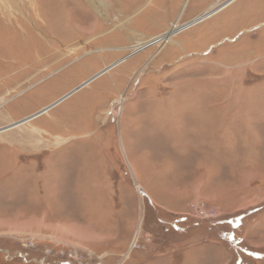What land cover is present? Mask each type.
Here are the masks:
<instances>
[{
  "label": "rangeland",
  "instance_id": "obj_1",
  "mask_svg": "<svg viewBox=\"0 0 264 264\" xmlns=\"http://www.w3.org/2000/svg\"><path fill=\"white\" fill-rule=\"evenodd\" d=\"M3 10L0 264H264V0Z\"/></svg>",
  "mask_w": 264,
  "mask_h": 264
},
{
  "label": "crops",
  "instance_id": "obj_2",
  "mask_svg": "<svg viewBox=\"0 0 264 264\" xmlns=\"http://www.w3.org/2000/svg\"><path fill=\"white\" fill-rule=\"evenodd\" d=\"M39 112V111H38ZM220 113H223L224 114V112L223 111H219ZM215 118H217V116H214ZM28 118V117H27ZM24 119H26V118H24ZM23 120V119H22ZM21 121V120H20ZM217 121V120H216ZM18 122V121H17ZM26 123H28V122H26ZM215 123H217V122H215ZM216 126V125H215ZM211 128V127H210ZM215 128V130L216 131H218V128H219V126H216V127H213V129ZM27 131L26 132H24V134L21 136V137H19V139H18V142L20 141L21 142V144L23 145V148H25L26 146H31L30 144H31V142H32V144L33 143H39V139L34 135L35 134V132H37V131H39V130H28V129H26ZM209 132L211 133V129L209 130ZM27 136V137H26ZM16 138V137H15ZM32 139V140H31ZM58 139V140H57ZM42 140H44V139H41V141ZM53 140V141H52ZM13 141H15V139L14 140H12V142ZM53 143L54 145H57L58 146V144H60L61 142H62V138H60V137H55V138H53V139H49L48 141L47 140H44V141H42V144H40V146H42V147H45V146H49L50 147V145H49V143ZM25 146V147H24ZM58 147H60V146H58ZM162 256V255H161Z\"/></svg>",
  "mask_w": 264,
  "mask_h": 264
},
{
  "label": "bare ground",
  "instance_id": "obj_3",
  "mask_svg": "<svg viewBox=\"0 0 264 264\" xmlns=\"http://www.w3.org/2000/svg\"><path fill=\"white\" fill-rule=\"evenodd\" d=\"M1 13H3V14H1V16L2 17H0L3 21H5V22H8V21H10V20H14V19H16V18H14V19H11L10 18V16H9V14H6V11L5 10H3V11H1ZM207 17H209V15L208 16H204L203 18H202V20H204V19H206ZM23 19V18H22ZM95 20V19H94ZM15 21V20H14ZM201 21V20H200ZM74 23V22H73ZM73 27L75 28V30L76 31H78V32H80L81 33V30L75 25V24H73ZM84 29V28H83ZM171 35H172V33H171ZM171 35L169 36V38H167V39H165L164 40V43L166 42H170L171 41ZM37 36H39L38 34H37ZM40 37V36H39ZM40 39V38H39ZM162 42V41H161ZM105 70V69H104ZM46 108V107H45ZM41 111V110H40ZM48 111V110H47ZM45 113V112H44ZM36 114H38V112L37 113H35L34 115H32V119H34V118H36L37 116H39V115H37L36 116ZM43 114V113H42ZM41 115V114H40ZM31 117V116H30ZM29 118V117H28ZM27 119V118H26ZM25 119H23V120H21V121H18V122H16L14 125H12L11 127H14V126H17V125H20V124H23V123H26V122H28V121H30V120H28V121H24ZM8 129V128H7ZM27 137V136H26ZM32 140V139H31Z\"/></svg>",
  "mask_w": 264,
  "mask_h": 264
},
{
  "label": "water",
  "instance_id": "obj_4",
  "mask_svg": "<svg viewBox=\"0 0 264 264\" xmlns=\"http://www.w3.org/2000/svg\"><path fill=\"white\" fill-rule=\"evenodd\" d=\"M199 21H200V20H196L195 22H193V24L198 23ZM114 66H115V65L113 64V65L109 66L108 68H106L105 70L99 72V73L96 74L94 77H92L91 79H89L88 81H86L85 83H83L82 85H80L78 88H76L74 91L78 90L80 87H83V86L86 85L88 82L92 81L93 79L97 78L98 76L104 74L107 70L113 68ZM74 91L70 92L69 94H67L66 96H64L62 99H60L59 101H57V102L51 104L50 106H47L46 108L42 109L41 111L38 112V114H36V116H37V115H40V114H42V113H44V112H46L47 110H49L50 108H52L53 106H55L57 103H59L61 100H63L64 98H66L68 95H70V94L73 93ZM31 119H32V116L29 117V118H27V119H25L24 121H28V120H31Z\"/></svg>",
  "mask_w": 264,
  "mask_h": 264
},
{
  "label": "built area",
  "instance_id": "obj_5",
  "mask_svg": "<svg viewBox=\"0 0 264 264\" xmlns=\"http://www.w3.org/2000/svg\"><path fill=\"white\" fill-rule=\"evenodd\" d=\"M133 52H134V51H133ZM131 54H132V53H131ZM199 211H200V212H199V213H200V214H199L200 216L204 217V216L206 215V213H205L203 210L200 209Z\"/></svg>",
  "mask_w": 264,
  "mask_h": 264
}]
</instances>
